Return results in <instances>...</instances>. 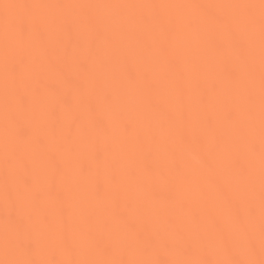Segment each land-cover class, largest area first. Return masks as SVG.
Here are the masks:
<instances>
[{
    "label": "bare ground",
    "instance_id": "bare-ground-1",
    "mask_svg": "<svg viewBox=\"0 0 264 264\" xmlns=\"http://www.w3.org/2000/svg\"><path fill=\"white\" fill-rule=\"evenodd\" d=\"M264 261L262 0H0V264Z\"/></svg>",
    "mask_w": 264,
    "mask_h": 264
},
{
    "label": "snow or ice",
    "instance_id": "snow-or-ice-1",
    "mask_svg": "<svg viewBox=\"0 0 264 264\" xmlns=\"http://www.w3.org/2000/svg\"><path fill=\"white\" fill-rule=\"evenodd\" d=\"M262 5H264V0H262ZM199 264H204V262H199ZM217 264H253L251 261H240V260H228L220 261ZM260 264H264V261H261Z\"/></svg>",
    "mask_w": 264,
    "mask_h": 264
}]
</instances>
